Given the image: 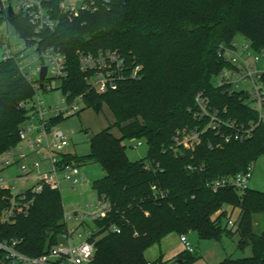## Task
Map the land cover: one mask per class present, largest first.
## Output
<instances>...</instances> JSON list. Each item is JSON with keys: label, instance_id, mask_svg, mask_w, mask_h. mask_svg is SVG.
<instances>
[{"label": "trees", "instance_id": "1", "mask_svg": "<svg viewBox=\"0 0 264 264\" xmlns=\"http://www.w3.org/2000/svg\"><path fill=\"white\" fill-rule=\"evenodd\" d=\"M97 4L95 12L70 16L54 0L56 26L37 34L21 13L6 18L28 43L37 38L39 49L53 46L65 54L68 73L58 84L62 93L70 99L82 95V110L100 112L105 105L113 116L110 125L92 134L86 155H60L63 163H97L103 171L91 186L112 207L105 218L92 221L91 264H166L175 258L192 264L200 258L194 250H182L171 260L159 256L148 261L144 256L168 234L189 231L213 240L224 233L237 234V248L250 247L249 256H227L218 264H264V230L254 229L255 217L264 214V191L249 187L242 193L230 187L212 191L206 185L245 171L264 154V125L253 124L256 113L244 94L215 83L228 66L218 53L220 45L230 44L239 34L254 50L264 49V0H107L105 5L97 0ZM106 49L124 58V77L114 88L96 92L80 70L78 51L96 54ZM135 66L140 69L132 78L129 71ZM261 80L264 85V73ZM33 94L32 83L15 61L0 60V154L19 143L28 117L19 103ZM196 97L222 118L249 129V135L235 137L227 127L207 128L195 146L178 145L176 130H202L206 125ZM65 118L55 117L50 123ZM131 139L145 140L144 157L129 160L125 141ZM27 195L31 203L26 212H15L4 222L1 212L9 205V191L0 188V242L15 241L18 251L37 256L66 231L64 205L60 190L49 186ZM227 206L239 209L235 227L228 226L232 213L228 216ZM111 224L119 233L109 230Z\"/></svg>", "mask_w": 264, "mask_h": 264}, {"label": "built area", "instance_id": "2", "mask_svg": "<svg viewBox=\"0 0 264 264\" xmlns=\"http://www.w3.org/2000/svg\"><path fill=\"white\" fill-rule=\"evenodd\" d=\"M54 0H0V47L2 48L1 60L13 59L17 64L18 71L32 83L34 94L32 97L21 101L19 106L25 108L28 117L19 131V143L8 148L0 154V188L9 191L7 200L9 205L1 212V220L11 221L15 212H26L31 199L27 193L38 194L44 186L60 190L62 183L74 190L84 178L81 168L75 163L61 162L60 155L68 145L66 136L57 131L50 136V120L55 117H69L78 114L83 109L82 95L70 99L68 94L63 93L61 103L58 105H46L39 96L40 91L51 90L52 80L58 81L67 77V63L65 54L59 49L50 46L39 49L38 40L28 43L14 31L7 29L10 23L6 19L11 8L13 15L21 13L33 25L34 32L40 33L45 30H53L57 20L52 16V2ZM105 5L107 0H101ZM59 10L70 16H77L80 12H95L98 9L97 0H57ZM22 41V46L18 41ZM13 41V44H11ZM219 55L228 62L218 74L217 85H228L229 88L242 92L245 102L255 111L256 120L254 125H264V85L261 74L264 73V49L254 50L250 42L233 40L230 44L220 45ZM80 70L87 73V84L96 92H105L117 85L123 76L125 69L124 58L113 50H100L96 54L78 51ZM42 67H46L45 77L39 81ZM139 66L133 67L129 75L133 78L138 75ZM42 83V85H40ZM199 113L207 119L204 129L182 128L176 130L178 145L190 148L199 143L200 134L207 128L218 131L220 127H227L233 131L235 137H246L249 129L238 126L231 118H222L217 111L211 110L205 100L195 98ZM231 135H227L228 141ZM140 144V142H138ZM35 154H38L36 157ZM46 163L47 167L42 165ZM12 165H17L19 173L5 180L1 173ZM254 163H250L243 172L216 178L207 182L212 191L222 187H230L238 193L248 188V182L252 177ZM32 176L37 179L27 188L21 187V182H29ZM16 180L17 188L9 181ZM14 190V191H13ZM156 196V195H155ZM85 207V208H84ZM82 207L64 212L63 218L79 221L74 228L66 227L58 242L37 256H29L15 248V241L0 242L3 256L0 264H91L95 253L93 238L94 228L92 221L105 218L111 211V204L104 196H97L96 200ZM88 217L91 226L85 231L79 232L77 227L81 225L82 218ZM228 224L234 226L230 219ZM67 225V223H66ZM109 230L119 233L116 225L111 224ZM179 241L184 250L192 252L194 249L185 234L179 235Z\"/></svg>", "mask_w": 264, "mask_h": 264}, {"label": "rangeland", "instance_id": "3", "mask_svg": "<svg viewBox=\"0 0 264 264\" xmlns=\"http://www.w3.org/2000/svg\"><path fill=\"white\" fill-rule=\"evenodd\" d=\"M3 26L0 25V29ZM7 29L9 32L12 31V25H8ZM235 40L238 42H245L246 39L242 35H236ZM13 44V41H11ZM18 44L22 46V41H18ZM2 56V48L0 47V60ZM264 67V64H261ZM51 90L40 91L39 96L41 100L46 105H58L62 106V91L58 88V81L52 80L50 83ZM113 122V116L107 106L103 105L100 112L94 111L92 108H86L80 113L69 116L64 120L52 125L50 127V136L55 132L61 131L68 141V145L64 148L67 152L76 156H84L89 152V137L98 132L99 130L107 127ZM112 133L119 136V132L116 128H112ZM140 142V144H138ZM127 145L126 154L129 160L134 161L142 158L147 153V144L144 139H131L125 141ZM131 145V146H130ZM37 157L38 154H35ZM82 174L85 176V180L80 185H76L74 190L69 191L68 185L62 183L61 185V196L64 205V212H67L77 205L82 207L85 204L91 202L93 203L96 198V192L92 189V182L101 176V167L97 163H88L80 166ZM19 173L17 165H12L5 169L1 176L8 180L9 178L17 175ZM36 176H32L29 182L22 181L21 187L27 188L35 182ZM9 184H14L17 188L19 185L18 181H9ZM248 186L257 190H264V154L257 157L255 161V167L253 171V176L250 179ZM14 191V190H13ZM85 208V207H84ZM228 210V216L231 208L226 207ZM231 220L234 221L239 215V209L234 208L231 210ZM80 221V220H79ZM79 221L73 219H67L66 223L69 228H74L77 226ZM82 224L77 227L79 232H83L87 227L91 226V220L88 217L82 218ZM229 227L231 225L228 224ZM232 227H235L232 226ZM254 229L256 232H261L264 230V214L260 213L254 219ZM188 241L192 245L194 251L200 256L192 264H218L223 258L229 256L231 258H240L244 256H249L251 253L250 247L245 246L242 249L237 248L236 243L238 240V235L233 234L232 236L226 235L225 233L221 235L219 240L207 239L199 237L196 231H189L185 234ZM163 243H167L161 246V252H166L165 255L177 254L178 252L184 250L183 244L179 241V235L176 233H170ZM166 237V236H165ZM160 255L159 245H153L145 252V258L147 260H153ZM171 260V259H170Z\"/></svg>", "mask_w": 264, "mask_h": 264}, {"label": "crops", "instance_id": "4", "mask_svg": "<svg viewBox=\"0 0 264 264\" xmlns=\"http://www.w3.org/2000/svg\"><path fill=\"white\" fill-rule=\"evenodd\" d=\"M94 133H96V132H94ZM64 152H67L65 149H64ZM43 167H47V164L46 163H44L43 165H42ZM254 167H255V163H254ZM253 171H254V169H253ZM81 174H82V172H81ZM103 175V171H102V169H101V176ZM100 176V177H101ZM252 176H253V173H252ZM82 177L84 178V180H85V176L82 174ZM252 178V177H251ZM250 178V179H251ZM84 180H82V182L81 183H83L84 182ZM250 181V180H249ZM80 183V184H81ZM249 183V182H248ZM79 184V185H80ZM68 185V184H67ZM81 186V185H80ZM68 187V190L69 191H72V189L69 187V186H67ZM249 187V186H248ZM250 188V187H249ZM260 190V189H259ZM261 191H264V190H261ZM227 209V208H226ZM233 214V213H232ZM167 237L169 238V236H166V237H164L161 241H160V243L159 244H157V245H159V251H160V255L159 256H161L162 257V259L163 260H170V259H172L176 254H173V252L171 253V254H169V255H165V253L166 252H161V250H160V248H161V246H164L165 247V245L167 244V243H163V241L164 240H166L167 239ZM165 242V241H164ZM156 245V244H155ZM152 247V246H151ZM149 249V248H148ZM146 252V251H145ZM145 252H144V256H145ZM159 256H157V257H159ZM156 257V258H157ZM155 258V259H156ZM155 259H153V260H155ZM147 260V259H146ZM153 260H148V261H153Z\"/></svg>", "mask_w": 264, "mask_h": 264}, {"label": "water", "instance_id": "5", "mask_svg": "<svg viewBox=\"0 0 264 264\" xmlns=\"http://www.w3.org/2000/svg\"><path fill=\"white\" fill-rule=\"evenodd\" d=\"M8 14H9V16H12L13 15L11 8H9ZM45 73H46V67H42L41 72H40V75H39V81L40 82L43 81V79L45 77ZM40 85H42V83ZM91 138H92V136L89 137V139H91ZM180 263H181V260L175 258V259H173L172 261H169L166 264H180Z\"/></svg>", "mask_w": 264, "mask_h": 264}]
</instances>
